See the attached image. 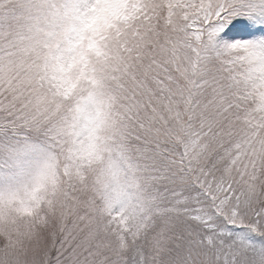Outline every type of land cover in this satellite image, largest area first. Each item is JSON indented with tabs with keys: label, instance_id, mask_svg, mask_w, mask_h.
<instances>
[{
	"label": "snow or ice",
	"instance_id": "obj_1",
	"mask_svg": "<svg viewBox=\"0 0 264 264\" xmlns=\"http://www.w3.org/2000/svg\"><path fill=\"white\" fill-rule=\"evenodd\" d=\"M13 132L0 264H264V0H0Z\"/></svg>",
	"mask_w": 264,
	"mask_h": 264
},
{
	"label": "rangeland",
	"instance_id": "obj_2",
	"mask_svg": "<svg viewBox=\"0 0 264 264\" xmlns=\"http://www.w3.org/2000/svg\"><path fill=\"white\" fill-rule=\"evenodd\" d=\"M26 134L10 133L7 136H0V144H10L19 149L18 168L12 187L23 186L30 182L38 170L43 166L47 158L48 145L42 136L31 135L25 139ZM4 167L0 161V169ZM8 187L5 182L0 179V191Z\"/></svg>",
	"mask_w": 264,
	"mask_h": 264
}]
</instances>
